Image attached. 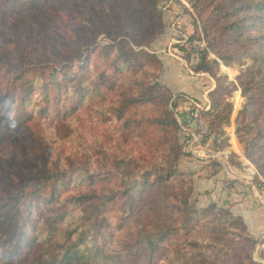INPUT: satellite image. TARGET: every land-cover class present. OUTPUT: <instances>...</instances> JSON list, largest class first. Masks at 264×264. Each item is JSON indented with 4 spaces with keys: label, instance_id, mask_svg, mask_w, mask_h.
<instances>
[{
    "label": "trees",
    "instance_id": "16d2710c",
    "mask_svg": "<svg viewBox=\"0 0 264 264\" xmlns=\"http://www.w3.org/2000/svg\"><path fill=\"white\" fill-rule=\"evenodd\" d=\"M7 1L15 5L18 14L30 11L39 14L49 6L60 7L61 3L72 6L75 0ZM189 1L194 2L196 7L199 4L197 1L201 0ZM145 2L134 0V8L130 11L134 24L144 29L149 28L151 22L141 18L148 15L146 11H150L151 15L156 12L154 0L152 3ZM223 4L226 10L222 14H233L236 19L225 24L222 31H228L235 42L242 38L239 30L244 19L253 26H263L264 0H223ZM75 12L69 10L73 19H76ZM240 15L239 19H243L239 23L237 19ZM75 26L71 30V38L76 44L74 52L84 54V49L95 46L96 29L79 28L80 23ZM251 40L250 47L241 53L253 58L252 69L262 74L264 33ZM145 42L148 43V40ZM118 45L114 41L106 47L117 50L112 60V64L118 66L113 73L112 84H120L124 89L120 87L115 93L121 94L116 100H103L102 93L96 90V86L87 84L82 73H71L72 66L65 62L67 58L54 63L50 69L44 65L47 62L36 63L31 68L21 65L18 69L13 68L12 63L6 67L0 65V145L5 140L3 132L15 131L12 137L16 141L26 130L32 132L36 129L37 116L16 127L19 123L12 112L28 104L31 99L25 90L37 76L46 72V81L34 97L41 116L48 115L49 104H53L55 112L51 114L52 119L64 121L72 117L76 120L80 115L78 111L84 108L86 97L96 98L98 103L112 108L117 117L129 115L122 123L123 126L128 121L132 123V130L129 131L131 143L137 144L135 139L143 137L145 144L154 151L140 159L127 155L119 157L114 161L117 174L112 169L98 172L85 168L67 169L45 152L43 159L34 166L29 164V158L24 159L27 166L25 170H20L22 178L18 183L11 180L9 172L0 177V261L5 264L14 261L29 264H153L159 258L155 259V253L161 251L160 258L165 259L167 264H231L234 259L232 249L236 242H240L243 253L239 256L235 254L237 263L234 264H253L245 253V249L251 251L252 243L243 236L244 227L239 219L231 216V219H226L222 210L214 204L192 209L183 195L176 197L181 205L168 210L166 189L177 179L175 163L180 152L176 136L178 124L166 108L171 95L159 83H149L147 79L149 64H159V59L144 50H121ZM76 58L80 56L73 57ZM219 58L226 60L223 55ZM84 60L87 62L88 57L85 56ZM121 66L126 71H121ZM199 70L211 72L205 65L199 66ZM131 71L134 75H128ZM141 72L144 75H140ZM68 74L75 78L70 89L66 81ZM210 74L215 79L219 78L212 72ZM244 77L240 75L238 86L231 83L230 87L239 88L246 97L250 84L245 82ZM261 80L255 81L256 87ZM213 92L215 89L210 94ZM213 103L215 123L220 132L223 125H230V115H222V110L229 104ZM86 110L92 109L89 107ZM102 111L106 109L102 108ZM239 114L235 119V134L239 143H245L247 139L243 132L248 133L249 130L239 124ZM111 180V185L103 186L105 191L97 188L96 183ZM69 183L79 185L63 190ZM83 184L88 185L86 189H75ZM178 188L183 194L187 187L178 182ZM146 193L149 195L145 196ZM134 200L138 202L137 206L132 205ZM127 204L130 205L127 207ZM115 215L117 220L110 224L109 219L115 218ZM133 216L136 219L127 230L130 240H133L126 242L122 240L126 236L123 235V225L130 224ZM146 216L150 220L147 221ZM109 229L112 231L107 232ZM241 240L248 243V248Z\"/></svg>",
    "mask_w": 264,
    "mask_h": 264
},
{
    "label": "rangeland",
    "instance_id": "374dc122",
    "mask_svg": "<svg viewBox=\"0 0 264 264\" xmlns=\"http://www.w3.org/2000/svg\"><path fill=\"white\" fill-rule=\"evenodd\" d=\"M145 1V3H152V0ZM154 1L156 2L154 15L146 11L148 15L141 18L143 21L151 22L150 27L144 29L137 27L138 25H135L131 19L130 11L134 8V0H89V2L75 0L72 6H65L62 3L60 7L47 5L48 9H43L39 14L35 11L18 14L12 2L0 0V65L3 64L6 67L12 63L11 66L18 69L21 65L31 68L36 63L47 62L43 64L50 69L54 63L57 64L61 59L67 58L65 62H69L72 66L71 73H82L84 81L96 86V90L102 93L103 100H116L121 94L115 93H118L120 87L124 89L120 84H112L113 73L118 67L112 64V60L117 50H108L106 47L115 41L120 44L118 47L121 50H144L159 59V64H149L147 79L149 83H159L161 88L171 95L166 108L171 111L177 121L176 136L180 147L175 163L177 179L171 182L170 187L166 189L168 210L172 206L181 205V201L176 199L181 195L185 196L192 209L205 208L214 204L222 210L226 219H231V216L242 222L244 227L242 234L252 243L251 251L245 249L246 256L253 264H264V222L260 231H253L255 234L248 226L249 223L240 216L234 215L229 206L219 201H204L205 194L196 190L195 173L184 166L181 167L182 161H190L189 158L195 155L196 152L193 149L198 143L213 139L217 134L219 136H225L229 132L235 134V119L240 113L239 124L249 130L248 133L243 132L247 141L240 144L247 163L245 168H252V171L242 170L243 173L249 174V177L246 176L243 179L247 184L243 181H236V193L241 200L245 197L251 198L250 201H254V204L256 198L264 215V73L260 74L252 69L254 59L242 54L243 50L250 47L252 37L262 36L264 24L262 27H256L244 19L239 30L242 38L235 42L229 37L228 31H222L225 24L236 19L233 14L226 16L222 14L226 10L223 0L197 1L199 4L196 7L193 6L194 2L189 0ZM69 10L76 11V19L69 15ZM241 16L237 19L239 23L243 19H239ZM79 23V28L96 29H93L97 37L95 46L91 49H84V54L74 52L76 44L71 38V30ZM147 40L148 43L145 42ZM76 55L80 58L73 59ZM220 55L226 57V60H221ZM85 56L88 57L87 62L84 60ZM216 62L218 65H215ZM165 65H170L186 77H194L195 80L197 78L202 88H195L196 81L192 85L194 93L174 94L173 90L160 80ZM201 65L208 67L219 78L215 79L211 76V72L199 70ZM4 66L2 69H5ZM119 69L126 71L123 66ZM43 73L35 78L29 89L25 90L31 99L27 102L28 104H23L22 107H17L12 112L13 118L19 123L15 125L16 127H21L31 117L37 116L36 129L32 132L26 130L22 138L18 137L16 141L12 137L15 131L3 132L5 140L0 145V177L9 172L11 180L18 183L22 178L20 170H25L27 166L24 159L29 158V164L34 166L43 159L44 152L52 159H58L60 164L67 169L85 168L93 172L112 169L115 173L117 168L114 161L119 157L127 155L128 157L137 156L139 157L137 159H140L151 152L154 153L153 148L145 144L143 137L144 141L140 137V139H135L137 144L131 143L129 131L132 130V123L128 121L124 126L122 123L129 118V115L123 118L117 117L112 108L98 103L96 98L86 97L84 108L78 111L80 115L76 120L72 117L64 121L52 119L51 114L55 112L53 104H49V114L41 116L34 97L40 93L46 81L47 74ZM132 73L133 71L128 75H134ZM140 75L144 73L141 72ZM240 75H245V82L250 84L249 94L246 97H243L239 88L230 87L231 83L238 86L237 78ZM259 78L262 80L256 87L255 81ZM74 80L73 76L67 75L68 89L73 85ZM213 89H215L213 93L216 94H210ZM214 101L229 104L222 110V115H230L232 125L231 127L223 125L220 132L214 118ZM183 103L186 104L185 113L191 125L183 123L179 110H177V107ZM159 106L161 110V104ZM89 107L91 111L86 110ZM102 108L106 111H102ZM196 110L198 113L195 117ZM199 121L205 125L208 134L203 133L197 127ZM210 143L209 149L214 150L223 145V142ZM201 157L205 155L201 154ZM112 182V180L98 182L96 183L97 188L105 191L106 188L103 186L108 187ZM178 182L187 187L183 194L178 188ZM77 184L69 183L63 190ZM238 184L242 187H238ZM87 186L83 184L75 189H86ZM148 195L149 193L145 194V196ZM137 204L135 200L132 201L133 206ZM129 205L127 204V207ZM116 216L109 219L110 224L117 220ZM144 218L147 221L150 220L148 216ZM135 219L136 217L133 216L130 224L123 225L125 230L123 235H126L123 241L133 240H130L127 230ZM110 231L112 229L107 232ZM241 242L247 247L248 243L243 240ZM239 243L236 242L232 249L231 255L234 259L231 264L237 263L235 254L239 256L243 253ZM160 253L161 251L155 253V259L159 258L153 261V264H167L165 259L160 258ZM220 261L224 262L222 255ZM0 264L5 263L0 261ZM11 264L29 263L14 261ZM244 264L249 263L244 262Z\"/></svg>",
    "mask_w": 264,
    "mask_h": 264
},
{
    "label": "crops",
    "instance_id": "0c3cea01",
    "mask_svg": "<svg viewBox=\"0 0 264 264\" xmlns=\"http://www.w3.org/2000/svg\"><path fill=\"white\" fill-rule=\"evenodd\" d=\"M160 80L166 83L174 94L194 93L192 85L196 81L195 88H202L197 78L195 80L194 77H186L170 65H165ZM185 105V103L179 105L177 110H179L183 123L191 125L185 113ZM230 123L229 127L232 125V122ZM210 142H223V145L218 146L216 150L209 149ZM193 151L196 152L195 155L189 158L190 161H182L181 167L184 166L195 173L196 190L205 194L204 201H219L221 204L229 206L234 215L240 216L249 223L248 226L251 227L252 232L260 231L264 215L256 198L254 204V201H250L251 198L245 197L244 200H241L236 193V181H243L247 184L243 179L246 176L249 177V174L243 173L242 170L252 171V168H245L247 166L246 159L236 135L232 132L226 133L225 136L216 135L213 139L210 138L195 145ZM207 152L209 154H206ZM201 154L205 157H201ZM238 187H242V185L238 184Z\"/></svg>",
    "mask_w": 264,
    "mask_h": 264
},
{
    "label": "built area",
    "instance_id": "2783aa9c",
    "mask_svg": "<svg viewBox=\"0 0 264 264\" xmlns=\"http://www.w3.org/2000/svg\"><path fill=\"white\" fill-rule=\"evenodd\" d=\"M197 113H198V112H197V110H196V112H194V116H195V117L197 116ZM197 127L200 128V129L202 130L203 133L208 134V131H207L205 125H204L201 121L198 122Z\"/></svg>",
    "mask_w": 264,
    "mask_h": 264
}]
</instances>
